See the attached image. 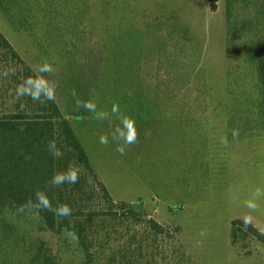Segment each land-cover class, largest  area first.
<instances>
[{"label":"rangeland","instance_id":"1","mask_svg":"<svg viewBox=\"0 0 264 264\" xmlns=\"http://www.w3.org/2000/svg\"><path fill=\"white\" fill-rule=\"evenodd\" d=\"M4 3L0 118L51 114L55 174L77 175L56 185V208L103 214L58 218L53 231L33 212L9 214L27 259L42 243L56 264H264L253 229L264 235V135L236 138L227 127L231 106L242 120L256 99L249 55L264 53V23L227 37L226 0L215 11L206 0ZM235 8L236 20L254 14L253 4ZM138 38L140 65L130 58ZM117 57L129 60L118 96ZM119 103H142L141 117L112 115ZM238 220L251 228L236 222L231 235Z\"/></svg>","mask_w":264,"mask_h":264},{"label":"trees","instance_id":"2","mask_svg":"<svg viewBox=\"0 0 264 264\" xmlns=\"http://www.w3.org/2000/svg\"><path fill=\"white\" fill-rule=\"evenodd\" d=\"M206 1L211 11H215L218 0ZM238 4H244L245 7L253 4L254 14L248 19L236 20L233 14ZM0 7L5 12L8 10V4H5L4 0H0ZM226 17L227 37L249 34L264 23V0H226ZM135 43V48L139 46L138 53L130 58H134L140 65L142 39L138 38ZM249 59L254 63L257 75L256 99L252 101V110L247 111L246 118L242 120L234 118L236 114H231L233 108L230 107L227 127L236 138L254 133L264 135V53H253L249 55ZM114 60L118 65V70L114 72L116 76L113 84L117 88L114 95L118 96L121 91L118 86L127 82L128 71L125 62L129 60L124 61L118 57ZM134 77L137 78V75L134 74ZM134 92L139 90L135 89ZM142 105L139 104L135 110L124 111L120 103L115 104L112 115L122 113L130 118H139L142 115ZM92 112L89 118H100L99 110ZM77 117L84 118L83 115ZM49 142L55 144V124L51 114L11 113L0 118V264H56L53 255L45 251L42 243L27 259L31 251L30 246L24 233L8 219L9 214L20 216L29 211L33 212L41 220L43 228L51 231L55 229L58 218L103 215L100 212H70L67 216H60L53 211L43 208L37 210L30 206V202H36V193L39 191L47 196L52 208H56V185L51 184L55 174V155L53 150L49 149ZM236 222L240 223L241 227L251 228L247 223L235 221L230 228L231 235L235 234ZM152 229L162 233L161 228L155 224H152ZM253 229L258 239L264 242L263 233Z\"/></svg>","mask_w":264,"mask_h":264},{"label":"clouds","instance_id":"3","mask_svg":"<svg viewBox=\"0 0 264 264\" xmlns=\"http://www.w3.org/2000/svg\"><path fill=\"white\" fill-rule=\"evenodd\" d=\"M41 70L42 71H48L49 68L47 66H45V68H43ZM28 82L31 83L30 80ZM17 92H18V94H25L28 92V90L24 89V88H18ZM31 95H32L33 99L38 98V93L32 92ZM47 97H48V99L52 98V94L50 91L47 93ZM84 107L88 108V109H92V108H94V105L85 104ZM125 123H126L127 128L129 129V134L126 136V142L131 143L135 139L134 126H133L131 121H125ZM104 142H105V140L103 138H101V143H104ZM49 149L53 150L54 155H57V156L59 155V152L55 151L54 142H49ZM118 151L122 152L123 148H118ZM76 180H77L76 172L74 170L70 169L65 173L54 174L52 179H51V184L55 186V185L62 184L64 182L75 183ZM30 206L37 209V210H39L41 208L47 209V210L53 211L54 214L60 215V216H67L70 213V209L67 205H60L57 208L53 209L50 202H49V199L47 198V196L44 193L39 192V191L36 193V202L35 203L30 202Z\"/></svg>","mask_w":264,"mask_h":264},{"label":"crops","instance_id":"4","mask_svg":"<svg viewBox=\"0 0 264 264\" xmlns=\"http://www.w3.org/2000/svg\"><path fill=\"white\" fill-rule=\"evenodd\" d=\"M87 161V160H86ZM56 194H57V190H56ZM68 251H69V249H68Z\"/></svg>","mask_w":264,"mask_h":264}]
</instances>
